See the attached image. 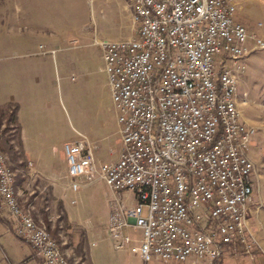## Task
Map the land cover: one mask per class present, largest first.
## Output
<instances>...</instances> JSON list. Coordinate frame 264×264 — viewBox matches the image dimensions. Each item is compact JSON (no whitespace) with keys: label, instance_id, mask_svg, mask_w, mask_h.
Here are the masks:
<instances>
[{"label":"built area","instance_id":"obj_1","mask_svg":"<svg viewBox=\"0 0 264 264\" xmlns=\"http://www.w3.org/2000/svg\"><path fill=\"white\" fill-rule=\"evenodd\" d=\"M244 15L238 0H137L134 36L100 42L118 159L99 163L81 135L63 150L73 192L100 179L119 196L106 226L116 252L163 264H212L229 247L256 252L246 224L254 170L248 147L256 129L242 121L233 98L235 68L264 49V39ZM15 177L0 151V207L14 235L40 264H83L18 201ZM122 193L135 204L125 206Z\"/></svg>","mask_w":264,"mask_h":264},{"label":"rangeland","instance_id":"obj_2","mask_svg":"<svg viewBox=\"0 0 264 264\" xmlns=\"http://www.w3.org/2000/svg\"><path fill=\"white\" fill-rule=\"evenodd\" d=\"M133 6L134 0H0V68L6 65L16 67L15 72L0 75V83L16 96L23 82L27 83V80L30 81L34 77L33 70L27 64L41 61L46 67V64L53 63L62 54H70L69 57H72L73 62L79 55L83 56L89 51L85 47L89 36L103 41H118L133 37L135 34L132 24ZM242 8L249 29L257 32L259 37L264 39V0H242ZM259 23L261 26H258ZM58 35L65 37L67 42L60 47H65L63 50L66 51H61L58 46L47 43L48 37ZM242 63L241 68H235V74L239 79L238 109L242 121L256 129L248 147V156L252 153L264 158V49L252 50ZM22 71L25 74H22ZM41 72L45 73L44 77L41 76V83L50 89V92H47L44 88L46 92L41 93V100L45 102L48 98L53 100V93L56 95L55 99L59 103L58 117L61 125L66 127L67 137L78 138L76 133L78 132L85 136L90 135L89 138L92 139L93 135L89 134L87 127L89 128L99 119L100 124L104 125L107 136L102 145L107 143V146L118 152L120 137L117 133L115 114L112 108L109 109L108 101L97 86V76L93 67H90L85 75L73 68L57 70L51 67L47 75L46 70L43 69ZM82 82L85 84L82 85ZM42 111L45 116L46 113L53 115L54 106L48 105ZM1 113L0 151L5 154L12 169L15 170V195L36 220L45 224L49 233L57 229L56 238L61 249L64 250L65 247H69L70 240L64 229L60 232L58 230L59 224L64 227V224L58 223L56 221L58 219L55 218L57 214H61L60 205L53 201L51 187L46 180L30 177L28 164L19 154L20 139L16 129L12 123L7 125L6 115L4 112ZM88 143L94 154L95 145L89 141ZM11 146L12 151H10ZM14 156L19 159L15 160ZM258 163H262V160ZM77 180L79 183L84 182L80 178ZM86 183L88 184L82 191H68L65 203L74 200L70 207L78 211L79 220H82L80 222L93 224L98 216L104 214L108 198L113 200V195L109 187L100 179H92ZM251 183L252 200L248 205L246 217H257L258 212L262 217L264 215L263 168L254 167ZM99 243L98 241L97 246ZM119 256L125 264H143L130 252H122ZM33 260L36 261L34 257ZM147 264L162 263L152 260Z\"/></svg>","mask_w":264,"mask_h":264},{"label":"crops","instance_id":"obj_3","mask_svg":"<svg viewBox=\"0 0 264 264\" xmlns=\"http://www.w3.org/2000/svg\"><path fill=\"white\" fill-rule=\"evenodd\" d=\"M238 1L242 5V0ZM243 23L250 28L245 20H243ZM102 41L99 38L89 36L86 39L87 44L85 45L89 51L84 53L83 56L79 55L77 60L73 62L72 57H69L70 54H62L53 63L46 64V67H44L45 65L41 61H34L31 64H27L33 70L32 75L34 77L30 81L27 80V83L25 81L23 82V86L16 96H13L10 93L12 91L0 83V107L7 105L17 106L16 118L19 125L21 150L19 154H21L22 159L27 164H31V167L27 169L30 177L46 180L51 187L53 201L60 205L61 214H57L55 218L59 219L61 217L59 222L58 220L56 221L63 223L64 227L59 224V232L61 229H64L70 240L69 247H65L63 252L70 259L81 260L83 264H125L119 256L122 252L113 250L106 232L112 205L119 199V196L111 191L113 200L108 198V205L104 214L98 216L95 223L86 224L80 222L82 220H79L78 211L70 207L73 205L74 200L65 203L67 192L73 191L70 189V178L67 173L65 153L63 150V146L66 143L75 141L77 137H67L66 127L61 125L58 117L59 103L55 99L56 95L53 93V100H49V98L46 102L41 100V93L46 91L50 92L49 87L41 83V76L44 77L45 75L41 70H46L47 75L51 67L57 70L73 68L85 75L89 68L93 67L94 73L97 76V86L101 89L103 97L108 101L109 109L112 108L114 113L107 76L103 71L100 49V42ZM66 42L65 37H60L59 35L47 38V43L58 46L61 51H66L63 50L65 47H60V45H64ZM12 66L6 65L5 67H1L0 75H9L13 71L15 72L16 67L13 68ZM22 74H25V72L22 71ZM84 84L85 82H82V85ZM241 104L244 103L241 102ZM48 105L54 106V114L49 115L46 113L45 116L42 110L47 108ZM98 120L94 121V124L89 128L87 127L89 134L93 135L92 139L89 138L90 135L85 136V134L76 133L87 138L90 143L95 145L94 155L99 163L110 164L118 159L120 144L118 152L114 148L107 146V143H103L107 147L102 145V142L107 136L104 125H101ZM117 133L119 135V132ZM249 158L254 167L258 166L264 169V158L261 155H253L250 153ZM259 160H262V163H258ZM86 185H83L82 189ZM120 200L125 206L135 204L133 195L130 193L121 194ZM1 210L2 208L0 207V264H40V261L34 257L30 245L15 237L12 221L7 213ZM260 214L258 212L257 217H246L247 227L256 238L258 244L255 252L256 255L253 253L251 257L241 252V250H235L229 247L217 264H264V215L260 217ZM261 220L263 221L261 222ZM98 241L100 243L97 246ZM134 256L138 257L143 264L148 263H144L138 255ZM33 257L37 262L33 260Z\"/></svg>","mask_w":264,"mask_h":264},{"label":"trees","instance_id":"obj_4","mask_svg":"<svg viewBox=\"0 0 264 264\" xmlns=\"http://www.w3.org/2000/svg\"><path fill=\"white\" fill-rule=\"evenodd\" d=\"M9 111L8 113H5V111H7V110ZM0 113L2 112H4V114L6 115L5 116V118H6V123H8L7 125H10L11 123L14 125V127H15V129H16V132H17V134H18V137H19V125H18V123H17V118H16V113H17V106H15V105H7V106H5V107H0ZM1 113V114H2ZM0 121H1V119H0ZM13 150V147L11 146L10 147V151H12ZM16 155V154H15ZM14 159L15 160H17V159H19L17 156H14ZM61 220V217H59V219H58V222ZM48 230V229H47ZM59 230V229H58ZM51 233V232H50ZM56 234H57V229H55V231H53V233H51L50 235L51 236H53L54 237V239L56 238ZM56 240V242L59 244V241H57L58 239L56 238L55 239ZM254 255H256V253H254ZM219 262V260L218 261H215V262H213L212 264H217Z\"/></svg>","mask_w":264,"mask_h":264},{"label":"bare ground","instance_id":"obj_5","mask_svg":"<svg viewBox=\"0 0 264 264\" xmlns=\"http://www.w3.org/2000/svg\"><path fill=\"white\" fill-rule=\"evenodd\" d=\"M134 6H137V0H134ZM133 6V7H134ZM233 107H238V104H237V97H234L233 98Z\"/></svg>","mask_w":264,"mask_h":264}]
</instances>
